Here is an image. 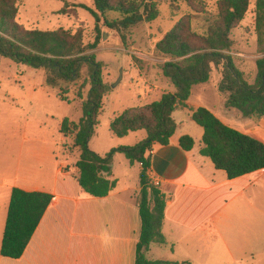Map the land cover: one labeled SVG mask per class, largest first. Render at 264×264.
<instances>
[{
	"label": "trees",
	"instance_id": "1",
	"mask_svg": "<svg viewBox=\"0 0 264 264\" xmlns=\"http://www.w3.org/2000/svg\"><path fill=\"white\" fill-rule=\"evenodd\" d=\"M19 0H0V57L17 63L46 69V85L52 88L62 83H74L86 78L76 97L82 100V118L78 123L64 118L59 132L73 137L79 151L76 162L77 182L81 189L95 197L104 198L116 187L112 179V163L116 154L125 156L131 165L139 164L140 193L137 197L141 231L135 248V264H189L167 260H150L153 245H166L162 233L166 198L150 178L151 151L154 145L168 146L177 130L173 118L178 108H186L191 120L203 129L202 156L208 157L215 168L224 171L228 179L264 170V143L224 124L206 108H192L188 100L194 86L210 81L214 70L220 73L218 92L225 98V107L240 111L244 117L264 118V0H256L255 33L257 36V75L249 82L247 75L234 62L231 54L234 42L231 33L245 18L250 0H217L216 15L203 34L192 27V16L182 17L156 43V51L170 58L161 66L175 92H163L159 100L129 107L114 116L110 133L123 138L130 133L145 131L147 137L133 146H119L105 155L90 149V140L100 124L108 87L103 81L104 63L98 61L96 48L84 44L83 30L59 28L53 31L27 30L16 22ZM94 9L84 4H66L59 14L69 15L76 8L90 12L95 19L103 18L107 27L119 31L141 23H151L160 15L159 4L169 2L173 9L186 3L195 13H206L205 0H92ZM117 13L119 20L108 21L107 14ZM88 86L86 95L83 89ZM60 90L57 97L67 104L72 100ZM195 141L189 135L179 139L184 151H191ZM52 196L41 192L13 189L1 245V255L18 259L27 248Z\"/></svg>",
	"mask_w": 264,
	"mask_h": 264
},
{
	"label": "crops",
	"instance_id": "2",
	"mask_svg": "<svg viewBox=\"0 0 264 264\" xmlns=\"http://www.w3.org/2000/svg\"><path fill=\"white\" fill-rule=\"evenodd\" d=\"M138 78L141 86L137 89L138 106L159 100L163 92H171L161 79L148 82L144 76ZM188 105L203 108L192 103L191 98ZM184 110L189 112L178 108L173 114L177 130L185 124ZM211 112L227 126H233L228 117ZM236 113L235 117H241ZM187 117L191 120L190 112ZM248 122L255 124L252 120ZM255 129L236 130L264 143L261 133ZM177 130L168 146L156 144L151 151L149 178L154 185L157 183L155 186H159L166 198L162 233L167 243L160 249H166L173 256L160 260L192 264L188 252H197L196 240L200 239L205 242L200 251L204 264L211 261L214 253L226 258L227 264L254 261L250 244L259 239L264 223V207L259 204L261 195L264 196V170L230 180L208 157L201 155L203 132L198 138L192 137L194 148L184 151L179 139L187 133H177ZM131 134L116 146L130 145L125 141ZM60 135L57 142H42L40 152L25 153L26 143L30 146L36 142L26 137L10 138L11 142L18 139L15 143L20 146L10 151L9 145L8 157L5 150L0 151V264H133V251L141 231L137 203L141 166L131 165L126 158L116 155L111 177L116 179V187L107 197L95 198L79 186L78 169L70 168L72 163L76 164L79 154L72 157L67 154L68 160L71 158L69 162L65 157L64 161L61 159L58 146L66 139ZM26 155L32 156L36 165L25 167L24 162L31 158H25ZM116 161L123 171L115 169ZM15 188L49 194L52 201L22 256L10 259L1 255V245ZM180 251L182 258L176 257Z\"/></svg>",
	"mask_w": 264,
	"mask_h": 264
},
{
	"label": "rangeland",
	"instance_id": "3",
	"mask_svg": "<svg viewBox=\"0 0 264 264\" xmlns=\"http://www.w3.org/2000/svg\"><path fill=\"white\" fill-rule=\"evenodd\" d=\"M216 1L205 0L207 7L204 14L193 12L186 3H180L177 9H173L169 2H163L159 4L160 15L154 22L141 23L127 30L116 31L108 28L103 18L95 19L89 11L82 8L74 9L69 15L58 13L68 3L70 8L74 4H84L94 9L92 0H19L16 22L27 30L53 31L63 28L74 32L81 28L84 44L96 43V48L90 50L89 53H95L97 60L104 63L103 81L108 87V94L100 115V124L90 140V149L103 156L111 149L116 148L117 143L123 140L113 137L110 133V123L114 116L129 107L140 104L137 96L139 94L137 89L141 88L138 85L140 83L139 76L146 77L148 82L161 79L167 89L175 92L174 86L162 76L161 71V66L171 59L157 53L156 43L186 15L192 16L193 29L203 34L216 15ZM255 3L256 0H250L245 18L231 33V39L234 42L231 54L235 65L247 75L249 82H253L257 75L256 60L260 57L257 52L255 33ZM107 19L114 21L121 17L117 13H109ZM219 74L218 70H214L210 82L194 86L190 97L191 102L211 109L210 111L219 117H228L233 123L231 126L233 128L240 130L244 128L243 131H248L255 127V130H258L264 138V118L258 120L247 118L240 111L225 107L224 98L216 87ZM85 78L84 70L79 81L62 83L59 87L52 88L46 85L45 68L33 67L0 57V151L5 150V156L8 157L9 145L10 151H13L14 147L15 150H18L20 145L15 143L18 139L11 142L10 138L12 137H26L28 141H36L30 146H27L28 143H26L25 153L27 151L30 153L40 152L41 147L44 146L42 142H57L61 137L59 126L64 118H68L74 123H78L82 118V100L75 95ZM136 82L138 83L136 84ZM60 90L64 92L63 94L67 93V98L72 100L70 105L57 97ZM87 91L88 86L83 89L84 95ZM234 112H239L241 117H235ZM187 115L189 112L184 110L182 117L185 124L177 130V133H187L186 135L198 138L203 130L188 119ZM250 120L255 124L248 122ZM146 135L145 131L133 132L131 137H127L128 139L125 141L131 144L121 146H133L142 139L144 140ZM65 139V142L59 144L58 147L61 148H59L61 159L64 161L66 158L69 162L71 158L68 160L67 154L72 157V155L79 154V151L73 146V137ZM11 153L13 156V152ZM116 155L125 159L123 154ZM28 157L31 158L24 164L25 167L31 168L36 163L32 160V156H25V158ZM75 167L76 165L72 163L70 168L75 169ZM115 169L123 171L117 161ZM259 204L264 207L263 194ZM250 245L254 250V261H244V264H264V223L260 227L259 239L252 240ZM154 246L148 253V259L158 260L164 257L165 259L173 257L166 249H160L161 246ZM196 246L198 249L196 253L188 252L190 250L185 249L192 259V264H204V255L200 252L201 248L205 246L204 240H196ZM176 257L182 258L184 255L180 251ZM225 260L226 258L224 259L220 254L214 253L208 264H227ZM133 264H135V248Z\"/></svg>",
	"mask_w": 264,
	"mask_h": 264
},
{
	"label": "built area",
	"instance_id": "4",
	"mask_svg": "<svg viewBox=\"0 0 264 264\" xmlns=\"http://www.w3.org/2000/svg\"><path fill=\"white\" fill-rule=\"evenodd\" d=\"M157 183H155V185H156Z\"/></svg>",
	"mask_w": 264,
	"mask_h": 264
}]
</instances>
